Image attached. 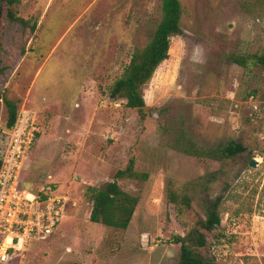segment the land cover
<instances>
[{
  "label": "rangeland",
  "instance_id": "rangeland-1",
  "mask_svg": "<svg viewBox=\"0 0 264 264\" xmlns=\"http://www.w3.org/2000/svg\"><path fill=\"white\" fill-rule=\"evenodd\" d=\"M180 3L183 35L143 86L141 119L109 94L150 41L160 0H21L18 14L37 28L7 26L0 64L8 67L0 94L37 119L20 182L70 199L54 234L28 245L24 264H176L173 238L205 219L207 201L221 194V225L205 233L202 253L219 264H264V75L230 62L264 53V0ZM3 114L0 100V129ZM230 141L246 152L219 162L185 151ZM130 159L148 179L118 181L139 198L129 227L90 223L88 188H101ZM184 195L191 209L179 205Z\"/></svg>",
  "mask_w": 264,
  "mask_h": 264
},
{
  "label": "trees",
  "instance_id": "trees-1",
  "mask_svg": "<svg viewBox=\"0 0 264 264\" xmlns=\"http://www.w3.org/2000/svg\"><path fill=\"white\" fill-rule=\"evenodd\" d=\"M21 0H2V12L0 20V64L5 39V28L18 25L21 30H29L30 34L36 31L37 24H32L18 14ZM161 19L153 32L150 41L142 48H136L128 65L125 67L122 76L115 81L110 88V98L113 100L125 101V106L129 109L137 110L141 119L146 117L144 113L145 101L142 88L147 84L156 69L169 58L171 39L182 36L181 19L184 9L180 0H160ZM24 52V47L22 49ZM230 62L239 67L252 65L264 75V53L247 56H233ZM8 67L0 66V75H3ZM264 102V83L261 93ZM3 103V123L0 129V141L6 143V133L9 132L17 119L20 102L9 99L0 94ZM39 137L37 132L34 143ZM33 143V146H34ZM0 150V155L4 150ZM186 153L197 157H205L213 161L223 162L233 159L246 152V148L240 143L230 141L226 144L218 145L209 150H201L194 144H189ZM139 180L146 181L147 173H139L135 170V160L130 159L128 165L123 170H118L113 179L106 182L101 188H88L92 206L89 211L88 220L90 223L102 225L106 228L126 231L129 227L139 204V198L123 191L118 184L119 180ZM24 187H26L23 184ZM28 188V187H26ZM30 189V188H28ZM53 190H56L53 187ZM170 202L176 204L177 195L168 189ZM224 200V195H218L214 200L207 201L206 218H199L194 225L183 235L175 236L173 242L179 245V256L176 264H219L215 259L205 256L202 249L206 248L207 238L205 233H212L221 225L220 208ZM192 199L187 195L181 197L179 205L186 209H191Z\"/></svg>",
  "mask_w": 264,
  "mask_h": 264
},
{
  "label": "built area",
  "instance_id": "built-area-1",
  "mask_svg": "<svg viewBox=\"0 0 264 264\" xmlns=\"http://www.w3.org/2000/svg\"><path fill=\"white\" fill-rule=\"evenodd\" d=\"M37 132L36 115L21 108L6 133L0 155V264H24L28 245L53 235L70 204L50 186L34 191L20 182Z\"/></svg>",
  "mask_w": 264,
  "mask_h": 264
},
{
  "label": "water",
  "instance_id": "water-1",
  "mask_svg": "<svg viewBox=\"0 0 264 264\" xmlns=\"http://www.w3.org/2000/svg\"><path fill=\"white\" fill-rule=\"evenodd\" d=\"M1 12H2V0H0V19H1ZM257 164L255 163L254 160H251L250 163H249V166L250 167H255Z\"/></svg>",
  "mask_w": 264,
  "mask_h": 264
}]
</instances>
